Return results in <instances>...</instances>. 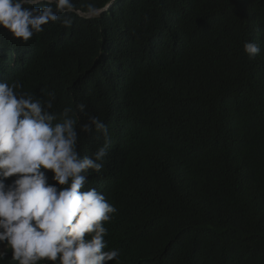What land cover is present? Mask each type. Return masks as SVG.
Returning <instances> with one entry per match:
<instances>
[{
	"label": "trees",
	"instance_id": "1",
	"mask_svg": "<svg viewBox=\"0 0 264 264\" xmlns=\"http://www.w3.org/2000/svg\"><path fill=\"white\" fill-rule=\"evenodd\" d=\"M89 3L112 6L89 17ZM74 4L70 28L27 44L0 29V80L108 125L88 187L118 209L105 225L118 264H264V0ZM103 143L82 134L80 155Z\"/></svg>",
	"mask_w": 264,
	"mask_h": 264
},
{
	"label": "clouds",
	"instance_id": "2",
	"mask_svg": "<svg viewBox=\"0 0 264 264\" xmlns=\"http://www.w3.org/2000/svg\"><path fill=\"white\" fill-rule=\"evenodd\" d=\"M111 6L89 3L87 12L95 17ZM76 13L74 0H0V29L27 44L57 23L70 28ZM243 50L251 60L261 47L245 41ZM22 89L19 79L0 80V264H118L120 250L105 239L118 209L88 187L105 166L108 125L83 102L56 111L54 90ZM94 132L104 143L81 156V135Z\"/></svg>",
	"mask_w": 264,
	"mask_h": 264
},
{
	"label": "bare ground",
	"instance_id": "3",
	"mask_svg": "<svg viewBox=\"0 0 264 264\" xmlns=\"http://www.w3.org/2000/svg\"><path fill=\"white\" fill-rule=\"evenodd\" d=\"M8 70H10V69H7V72H8Z\"/></svg>",
	"mask_w": 264,
	"mask_h": 264
}]
</instances>
